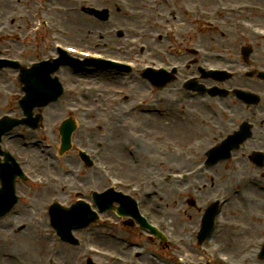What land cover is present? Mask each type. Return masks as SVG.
I'll list each match as a JSON object with an SVG mask.
<instances>
[{
  "label": "rangeland",
  "instance_id": "374dc122",
  "mask_svg": "<svg viewBox=\"0 0 264 264\" xmlns=\"http://www.w3.org/2000/svg\"><path fill=\"white\" fill-rule=\"evenodd\" d=\"M155 1L156 3L153 1L155 5L154 12L149 9L143 11V14L153 16L148 17L146 20H138L136 23L134 20L136 16L134 7L136 5L140 6L136 0H98V7L108 6L112 11L114 19H112V22L110 21L111 23L106 24H102L82 13L79 5L76 6L74 1L70 7L72 11L75 10L79 14L82 13L79 19L77 16L64 18V15L53 9L49 10L50 12H47V14H43V16L50 21H55L62 38L60 40L64 44H73L85 49L106 52L119 43L124 46V52H129L125 57L134 59L135 50L133 47H128L126 41H124L125 39L129 43L133 42L131 40H139L135 38V32L139 28H143L146 32L142 33L144 36L142 40L144 38L145 43L148 44L151 34L150 27L152 26L151 21L148 20L149 18L160 24L161 20L157 19L159 16H166L171 22L174 20L169 16L167 5L160 3L161 0ZM167 1L171 6H174L169 0ZM61 4L63 3L56 2L55 6L60 9ZM115 5L133 14L129 19H124L122 21L123 24H121V20L116 14ZM7 9H10V7L2 8L4 11ZM26 13L20 19L18 27L22 29L25 35L28 34L30 36L29 43L33 45L38 33L37 30L40 31V29L36 30L39 26L32 13V7H29ZM0 16L4 17V14H0ZM89 21L93 22V24ZM140 22H144L143 25H138ZM112 26L116 29H121L124 37L118 38L115 33L108 35L107 31ZM180 26L181 24L178 25V27ZM88 33L91 35H88ZM7 44L10 43H0V53L6 54ZM27 44L23 47H27ZM40 44L42 45V43ZM32 45L28 46L29 49H32ZM23 47L14 45L12 50H8V54L18 56ZM229 50L237 53L234 48ZM163 53L164 51H161L160 46L157 45L154 52L148 51L144 57L148 55L149 58H152L153 56L162 61L164 59ZM29 54H35V52H29ZM27 57L33 59L37 56L31 55ZM135 57L138 56L135 54ZM62 70L59 75L64 86L71 90V93H63L57 102L51 103L43 109L44 125L42 129L37 131L36 135H32L20 128H16L7 136H15L17 142H23V140L29 142L28 148L21 147L20 143H18L19 146L14 145V147L18 148L21 153L26 151L30 153L31 159L25 168L31 176L41 177L43 180H47V183L43 187L30 183H19L18 190L23 193L20 196L21 198H19L12 212L0 219V264H25L26 262H28L27 264H83L80 250L77 247L60 243L54 235V230L50 227L47 208L55 198H61L64 201L63 203H65L68 202V198L71 196L69 193L77 189V187L91 185L93 188H101L103 186V179L100 174L101 168L103 170V168L109 167L115 173L130 180L138 177L140 180L146 179L148 176L159 177L165 171L192 168V166L183 165L175 166L172 169L169 167V163L178 162H171L170 159L166 161L165 156H161V161L159 162L157 158L159 151L165 148L167 139L171 137L170 140L176 141L177 147L179 146L187 154H193L197 157L195 159L198 162L204 158L202 152L206 150L205 148L218 142L229 131L228 129H223L220 125L222 122L225 123L227 118L221 114L218 117L214 116L211 98H185L178 105H173L161 99V95H165L164 93L153 92L151 86L138 76L118 75L112 71L102 74H98L100 72L91 73L92 71L90 73L77 74L75 71H68L65 68H62ZM15 74L16 72L9 68L0 71V116L4 112L14 113L15 116L20 115V110L17 106V101L21 96L20 84L14 79ZM230 83L249 87V89L258 92L264 98V82L261 80L256 78L238 80V78H235V81ZM87 84L94 86L93 91L82 89ZM133 84H135L134 87L131 86ZM226 85L230 84L226 82ZM110 88L124 89L123 95H113ZM150 101L157 103L158 106L170 105L177 112L185 111L184 123H174L171 127L169 123L166 124V117L160 118L157 114H147L144 112L146 108H143V104ZM198 101L201 102L199 103ZM222 101L224 102L223 104L226 105L228 103L231 107L239 105L233 98L223 99ZM74 107H84L86 110L81 109L74 113L70 112L69 108ZM68 116L77 121L76 129L71 138L72 146L62 156H58L56 153V148L59 146L58 127L60 122ZM245 117L255 118L252 114V109L249 110ZM200 118L204 119L205 124L201 123ZM262 119H264V116ZM241 120H235L234 126ZM260 120V118L257 119L255 123L259 124ZM261 123L257 127V131L264 130V125ZM229 124L233 125V122ZM202 128L205 130L203 131ZM23 132L26 137L19 138V134ZM37 136H39L38 140H40L42 145L52 149L47 150L48 148H45L39 152V146H33L34 141L37 142V139H35ZM258 136L259 134H257ZM133 137H135L134 141ZM207 139L209 142L205 141ZM99 146L104 147L102 152L97 150ZM54 147L56 150H53ZM77 148H84L93 156L96 164L93 169L84 168L77 157ZM130 149L133 150L132 154L128 153ZM200 154H202V157L198 158L197 155ZM240 160L241 165L248 164L246 155ZM232 163L235 162L232 161ZM247 168L248 166H245V170ZM239 173L244 175L240 169ZM95 174L98 179H96ZM235 174L237 173L231 169L229 163L225 162L213 169L206 170L204 174H200L198 177H191L186 185L187 191L185 193H183L185 190L184 185L175 184L172 181L168 184H163V190L165 191V187L172 190L171 199L173 203L177 202L180 204V208L186 212L188 222L194 226L196 223L194 219L199 214L189 204H184L183 202L187 201H184V199L194 197L196 199L198 196L203 201V199H207L214 193L216 194V191L224 188L227 189V193L229 190H240L242 193L238 196L236 195L224 208L222 219L231 220L228 224L223 222L218 228L220 235L213 243L214 246L224 250L223 253H227L232 259L236 260L238 264H264V260H258L256 253H254V248L261 236L260 230L262 229L261 233H264V190L259 185L246 186V182L243 181L246 179L250 180V177L241 178L242 183L236 186L235 183L238 184V182L235 179ZM156 180L158 181L157 178ZM193 183L196 186H193ZM63 185L66 187L59 188ZM262 185L264 186V184ZM242 200L248 201L243 203ZM89 227L93 228L90 233H88V230L79 231L78 235L81 232L85 242V235L88 233L91 238H95L96 242L94 243L100 246L102 243L100 237L103 236V231L95 229V226L90 225ZM226 228L228 232L233 228L235 230L240 229L241 238H233V235H228L227 237L228 232L223 231ZM29 238L30 244L31 239L34 243V246H31L35 251L33 255L26 251V241ZM50 242L55 245L54 247L51 246L54 248L52 257L47 256L50 250ZM6 253L17 254L19 258L21 257V262L14 261L11 258H4L2 254Z\"/></svg>",
  "mask_w": 264,
  "mask_h": 264
},
{
  "label": "flooded vegetation",
  "instance_id": "af4514ba",
  "mask_svg": "<svg viewBox=\"0 0 264 264\" xmlns=\"http://www.w3.org/2000/svg\"><path fill=\"white\" fill-rule=\"evenodd\" d=\"M203 38L208 40V44L204 43ZM182 39L186 48L198 46L211 50L220 48H236L241 41H245L243 36H235L233 31L220 32L218 30H211L210 34H208L206 37H202L200 32L192 34L186 33L182 35ZM256 46L258 47L260 45L256 44ZM262 61L264 62V58H262Z\"/></svg>",
  "mask_w": 264,
  "mask_h": 264
},
{
  "label": "water",
  "instance_id": "95a60500",
  "mask_svg": "<svg viewBox=\"0 0 264 264\" xmlns=\"http://www.w3.org/2000/svg\"><path fill=\"white\" fill-rule=\"evenodd\" d=\"M35 76L31 75L29 72H27V75L22 79V81L25 83V91L27 92L24 99L20 102L22 107L25 109L30 108L37 100L40 99V96L47 95L49 93V89L41 88V86L34 82ZM39 96V97H38ZM37 97V98H34ZM2 130V125L0 126V131ZM8 181L2 180V191L7 190L8 192ZM2 198L1 200H3Z\"/></svg>",
  "mask_w": 264,
  "mask_h": 264
},
{
  "label": "bare ground",
  "instance_id": "6f19581e",
  "mask_svg": "<svg viewBox=\"0 0 264 264\" xmlns=\"http://www.w3.org/2000/svg\"><path fill=\"white\" fill-rule=\"evenodd\" d=\"M88 35H91V34H89L88 33ZM248 199H250V198H248ZM248 200H242V202L243 203H246ZM34 246V243H33V240L31 239V244H30V238L29 239H27V241H26V251H28L30 254H34L35 253V251H34V249L32 248V247ZM3 255V257L4 258H7V259H10L11 257H12V253H10V254H2ZM17 258V257H16ZM12 259V258H11ZM12 260H14V261H18V262H21V257L19 258V260H17V259H12ZM28 262H26L25 264H27Z\"/></svg>",
  "mask_w": 264,
  "mask_h": 264
}]
</instances>
